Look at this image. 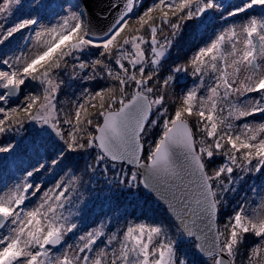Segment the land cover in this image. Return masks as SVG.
<instances>
[{
  "label": "snow or ice",
  "instance_id": "obj_1",
  "mask_svg": "<svg viewBox=\"0 0 264 264\" xmlns=\"http://www.w3.org/2000/svg\"><path fill=\"white\" fill-rule=\"evenodd\" d=\"M32 5L8 25L23 0H0V45L28 33L19 55H0V135L39 125L37 136L57 149L53 165L86 152L93 161L86 171L119 168L122 189L142 185L166 208L160 217L126 221L111 235L103 227L89 231L73 246L66 242L78 228L69 193L79 178L44 192L34 206L40 185L28 179L5 185L0 264H195L193 257L202 264H264V196L253 188L251 202L222 211L237 171L264 170V122L247 119L264 115V0H243L226 14L222 0H152L142 12L134 10L142 0H113L103 15L119 14L99 32L78 3ZM255 8L260 13L249 14ZM241 14V23L213 31L185 63L161 75L162 60L188 21L207 31L217 19ZM91 49L99 50L97 58L85 60ZM70 67L73 78L79 69L83 79L106 84L86 88L64 112L57 96ZM181 74L199 84L180 85ZM18 147L0 144V154Z\"/></svg>",
  "mask_w": 264,
  "mask_h": 264
},
{
  "label": "trees",
  "instance_id": "obj_2",
  "mask_svg": "<svg viewBox=\"0 0 264 264\" xmlns=\"http://www.w3.org/2000/svg\"><path fill=\"white\" fill-rule=\"evenodd\" d=\"M152 0H142L143 7H138V12H142ZM80 4L78 0H75L74 4ZM222 3L225 5V14L227 11L232 10L236 6H239L243 3V0H222ZM257 12V10H253ZM252 11L249 10V13ZM154 15H159L158 12L154 13ZM217 17H219L220 13H215ZM243 15V14H242ZM220 20V19H219ZM193 21L187 22V27L183 28L175 37L173 46L176 47L172 52L170 50V54L165 59L164 66H173L174 64H183L186 62L188 58H190L193 54L192 48L196 47L195 41L204 40L209 36L208 33L210 30L214 29L213 24L207 28L205 31L204 27H197L194 25ZM191 23L192 28H190L189 24ZM193 32V36L190 38L191 33ZM165 33H168V29L165 28ZM160 38V37H158ZM195 45V46H194ZM169 64V65H168ZM162 66L161 69L164 67ZM169 69H163L161 71V75H168ZM31 124H26L27 128H30ZM22 134L19 135V132H14L15 135L19 136L18 141H15V135L13 133H5L1 135V140L4 144L8 142L19 143L23 149L21 151H15L12 154L3 153L0 154V179L9 178L10 175L13 177L16 173L20 170L30 171L32 168H35L36 165L34 162L42 159V164H44V158L48 157V159L57 158V149H48L42 150L40 148L39 143H45L39 140L37 133L31 130L30 135L34 137V140L31 144L24 143L25 136L24 135V128L21 130ZM199 136V135H198ZM197 136V138H198ZM38 139V140H37ZM149 139V137L147 138ZM39 141V142H38ZM47 143V142H46ZM145 147L146 142H145ZM49 151V152H48ZM49 153L47 156L46 153ZM27 156V157H26ZM88 153L81 152V153H69L66 159H63L58 162L57 167L62 166L60 172L66 174L67 171H76L78 175L83 174L84 170H86L88 161L86 160ZM55 158V159H56ZM220 161L217 160V163ZM52 164V163H51ZM53 165V164H52ZM52 167V170L46 173L47 178L44 177L45 170L48 167H44L38 172L34 173V180H38L44 183L46 186L48 183L52 181L55 176H51L55 173V169ZM60 174V173H59ZM56 175V173H55ZM259 173L252 174V180L248 182V185H244L243 187V194L252 193L251 190L256 188L259 183L260 178ZM117 179V172L113 170H109L106 174L102 171H96L93 173L92 177L89 180V186L86 190L87 193V202L83 205V212L75 211L74 215L76 216V222L78 228L75 231V237L79 234V231H83L85 228H91L86 222H96V228L100 229L103 227L104 231L109 225V229L114 227V223L117 219L120 221L123 218H127L128 221L134 220L136 217H139L141 220L145 219L146 217H160L164 213V208L157 203L154 198L147 194L143 188L140 186L139 188H133L131 190L122 189L117 182L114 180ZM62 181H59L61 183ZM99 191V195H101L104 191L107 195H112L107 197V200L101 202L99 195L96 196V192ZM136 194V198H129L130 195ZM144 200V203L142 202ZM109 223V224H108ZM195 264H202L201 258L193 257Z\"/></svg>",
  "mask_w": 264,
  "mask_h": 264
},
{
  "label": "rangeland",
  "instance_id": "obj_3",
  "mask_svg": "<svg viewBox=\"0 0 264 264\" xmlns=\"http://www.w3.org/2000/svg\"><path fill=\"white\" fill-rule=\"evenodd\" d=\"M45 2H50L52 4V7L55 8L56 5L59 3H62L63 0H45ZM68 3L74 4L75 0H68ZM23 5H24L23 8L19 12H16L15 15L10 20L7 21L8 25L14 23L18 18L27 15L31 11V8L33 7L32 0H23ZM136 9L138 12V7ZM56 10L60 11L59 8H56ZM80 10L83 11L81 5H80ZM253 10L254 9H252L251 10L252 12L249 14L258 15L261 11V9H259V8H255V10H257V12H255ZM34 14L35 13H33V15ZM244 19H246V16L244 14L243 15L241 14L240 16H237V17L229 18L227 20L217 19L214 23L216 25H213L214 29L210 30L208 35L210 36L213 31L219 32L222 28L228 27L230 24H237L238 25ZM193 24L197 25L198 22L195 21ZM189 26H190V28H192L191 23L189 24ZM200 27H204V26L200 25ZM27 35H28V33L25 30L24 32L16 33L13 37L9 38V40L5 41V43L3 45H0L1 46L0 55L6 54L9 57L19 55L21 52V49L24 46L25 37ZM192 36H193V32L191 33L190 38ZM203 41H204V38H203V40H201V39L198 40V38L196 39V41H195L196 47L192 48L191 54H193L196 51L197 47L203 46ZM175 48L176 47L172 46L171 51L173 52ZM90 52H91L90 55H87L84 57L85 60H92V59L97 58L99 50L98 49H91ZM165 59H167V57ZM164 60H162V62H161V67L164 66V62H163ZM171 67H172L171 65L164 66L161 69V71L163 69H168ZM71 73H72V69L70 67L69 68V74L62 77V79L64 80V83L61 86V91L59 92V94L57 96V109L58 110L62 109L64 112L70 111L72 109L73 102L76 101L79 97H81L82 93L84 92V90L86 88L89 89L90 91H96V90H98V88L104 87L106 84V81H104V80H85V79H83V76L85 73L81 72L79 69H77L78 75H76L75 78H73ZM179 83L182 86L187 85L188 88H192V87L198 85L199 81L197 80L196 77H192L190 75L185 76V75L181 74V79L179 80ZM173 88L175 90L176 95L182 94V91L180 88H175V86H173ZM27 91L28 90L26 89L25 92H27ZM131 91H132V89H129V92H131ZM171 91H172V89H170V92ZM247 119L250 121L256 122V123L264 122V115L257 114L256 116L249 117ZM242 122H243L242 120L236 121L237 124H240ZM26 124L24 127V135L23 136H25L24 137L25 138L24 143H27L29 145L34 140V137L30 135V132H31V130H33L37 133V130L39 129V125L31 124L30 128H27ZM155 132H158V129H156L154 131V133L149 136V139L146 140V146H147L148 142H151V140L155 138ZM13 134L15 135L14 132H13ZM21 134H22V132L19 131V135H21ZM0 138H1V135H0ZM18 138H19V136L15 135V141L16 142L18 141ZM40 139H41V141L45 142V143H39L40 148L42 150L46 151L48 149H54V147L50 143H46V141H47L46 137L45 138L39 137V140ZM199 139H200V136H198L197 140H199ZM0 144H4L1 139H0ZM21 149H23V147L20 146L16 149V151H21ZM48 152L46 153L47 156L49 155ZM94 155H95V153L93 152V156ZM86 160L88 161V164H91L93 162L92 158L89 156H87ZM34 163H35L36 167H38L40 164H42V159H39L38 161H36ZM51 163H52V159H48V157L44 158V164L43 165H44V167H48V169L45 170L44 177L47 178L48 175H46V173H48L49 171L52 170L51 166H53V168L55 169V173H56V175H55V173H53L51 175V176H55V178H53L52 181L50 183H48L46 186H44V183H42L38 180H34V176L31 178H27L26 177V171L20 170L13 177L10 175L9 178L5 177L3 179H0V188L4 187L5 185L11 186L16 182H22L25 179H28L33 184L40 185V191L37 192L34 197H31V199L33 200V205H30V206H34L35 204H38L40 202V197L44 194V192H46L50 189H55V186L57 184H59V181H62L63 183L67 184V182L69 181L70 178H72V177L79 178V181L76 185V189L69 193V195L71 196V199L73 200V203H74V206L72 208L73 216L71 217V219L73 222H74V220L76 222V216L74 215V213H75V211L83 212V210H84L83 205H81V204H84L87 202L86 201L87 200L86 190L89 186V180L92 177L93 172L91 170H87V171L84 170L83 174L78 175L76 173V171L69 172V170H68L66 174H63L62 172H60V169H62V166L57 167L58 163L56 165H52ZM32 170H33V168L30 171H32ZM96 171H102V169H97ZM118 171H119V168H117V170L115 172H118ZM253 173H256V172L242 173L240 171H237L234 174V178L236 179L235 191L232 193H229L227 207L225 209H222L223 212H226L227 214H231L232 210L237 206V204L239 202H241L245 199H247L249 202H251L254 199V194H253L252 190H251L252 193L248 192L247 194H245V193L243 194V191H244L243 187H244V185H248V182H250L252 180L251 178H252ZM259 174H261V175L259 178L258 186H256V189L259 190V194L261 196H264V170L259 172ZM114 182H117V179H115ZM68 186L70 188L72 187V185H68ZM116 186L118 187L119 184ZM126 190H128V189H126ZM98 195H99V191L96 192V196H98ZM109 196H111V198H112V195H107V194H105V191H104L101 195H99V198L101 199V202H104L105 200H107V197H109ZM136 196H137L136 194H132L129 196V198H136ZM142 202L144 203V200H142ZM126 221H128L127 218L126 219L123 218L122 221H120V219H117L116 222L113 224L114 227L112 229H109L110 227L108 225L106 232H105L106 236L111 235L112 233L118 232L121 229H123L125 227ZM86 223L91 228H85L83 231H79V234L77 235V237L74 236L76 234L75 232L68 234V236L66 237L67 244L76 246L79 243V237L81 235H85L89 231L96 230L95 229L96 228V222L93 223V222L88 221ZM221 223H222V221H221Z\"/></svg>",
  "mask_w": 264,
  "mask_h": 264
},
{
  "label": "water",
  "instance_id": "obj_4",
  "mask_svg": "<svg viewBox=\"0 0 264 264\" xmlns=\"http://www.w3.org/2000/svg\"><path fill=\"white\" fill-rule=\"evenodd\" d=\"M78 2L80 3L83 11H85L91 17L92 23L96 27L98 32L101 29H105L119 14L117 12H113L107 16L103 15V13L109 8V5L110 3L113 2V0H78ZM115 2L123 5L125 0H115ZM133 2L135 3V0H133ZM134 10L137 11L136 8ZM0 51H1V46H0ZM143 190L147 194L151 195L154 198V200L157 203H159L164 209L166 208V205L163 203V201H160L154 193L150 194L148 190H145L144 188Z\"/></svg>",
  "mask_w": 264,
  "mask_h": 264
}]
</instances>
